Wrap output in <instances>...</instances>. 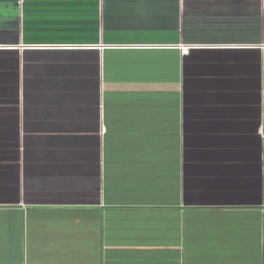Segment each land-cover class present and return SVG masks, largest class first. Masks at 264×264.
<instances>
[{"label": "crops", "instance_id": "obj_1", "mask_svg": "<svg viewBox=\"0 0 264 264\" xmlns=\"http://www.w3.org/2000/svg\"><path fill=\"white\" fill-rule=\"evenodd\" d=\"M0 264H264V0H0Z\"/></svg>", "mask_w": 264, "mask_h": 264}]
</instances>
